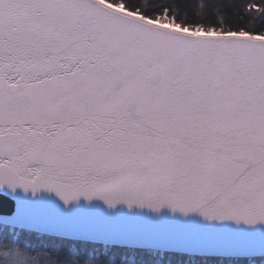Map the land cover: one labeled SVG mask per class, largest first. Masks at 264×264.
<instances>
[{
    "label": "snow or ice",
    "instance_id": "6c2138e0",
    "mask_svg": "<svg viewBox=\"0 0 264 264\" xmlns=\"http://www.w3.org/2000/svg\"><path fill=\"white\" fill-rule=\"evenodd\" d=\"M6 201L0 264H264V0H0Z\"/></svg>",
    "mask_w": 264,
    "mask_h": 264
},
{
    "label": "water",
    "instance_id": "95a60500",
    "mask_svg": "<svg viewBox=\"0 0 264 264\" xmlns=\"http://www.w3.org/2000/svg\"><path fill=\"white\" fill-rule=\"evenodd\" d=\"M11 205H12L11 201H6L5 206L2 209H0V212H3V213L9 212L11 210Z\"/></svg>",
    "mask_w": 264,
    "mask_h": 264
},
{
    "label": "trees",
    "instance_id": "16d2710c",
    "mask_svg": "<svg viewBox=\"0 0 264 264\" xmlns=\"http://www.w3.org/2000/svg\"><path fill=\"white\" fill-rule=\"evenodd\" d=\"M254 2H256L257 5H259L260 0H254ZM253 11H254V10H253Z\"/></svg>",
    "mask_w": 264,
    "mask_h": 264
}]
</instances>
